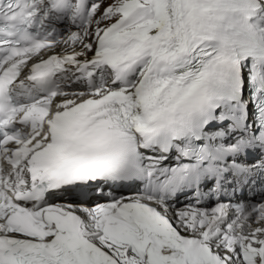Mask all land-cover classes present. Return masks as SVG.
Masks as SVG:
<instances>
[{"label":"snow or ice","instance_id":"obj_1","mask_svg":"<svg viewBox=\"0 0 264 264\" xmlns=\"http://www.w3.org/2000/svg\"><path fill=\"white\" fill-rule=\"evenodd\" d=\"M257 181L264 0H0V264H264Z\"/></svg>","mask_w":264,"mask_h":264},{"label":"bare ground","instance_id":"obj_2","mask_svg":"<svg viewBox=\"0 0 264 264\" xmlns=\"http://www.w3.org/2000/svg\"><path fill=\"white\" fill-rule=\"evenodd\" d=\"M66 48H67V51L70 53L71 50H72L70 47H68L66 45H60V46H58L57 48L54 49V53L53 54H62V53L65 52ZM77 50H79V49H77ZM183 207H184V205H181V206H177L176 208L180 209V208H183Z\"/></svg>","mask_w":264,"mask_h":264}]
</instances>
